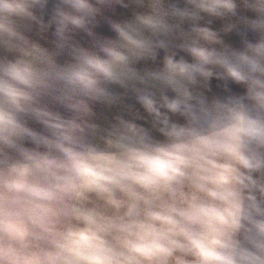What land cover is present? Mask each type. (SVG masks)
Here are the masks:
<instances>
[{
  "label": "clouds",
  "instance_id": "1",
  "mask_svg": "<svg viewBox=\"0 0 264 264\" xmlns=\"http://www.w3.org/2000/svg\"><path fill=\"white\" fill-rule=\"evenodd\" d=\"M0 264H264V0H0Z\"/></svg>",
  "mask_w": 264,
  "mask_h": 264
},
{
  "label": "rangeland",
  "instance_id": "2",
  "mask_svg": "<svg viewBox=\"0 0 264 264\" xmlns=\"http://www.w3.org/2000/svg\"><path fill=\"white\" fill-rule=\"evenodd\" d=\"M129 14L128 10L122 9L119 6H116V11H115V18L120 19L123 18L124 16H127ZM220 24L219 21L216 22L215 26L218 27ZM98 31L106 34V35H112V33L109 31L107 27H102L98 29ZM47 38H51V31L45 34ZM37 39H40L39 37H36ZM45 40H41V43H44Z\"/></svg>",
  "mask_w": 264,
  "mask_h": 264
}]
</instances>
